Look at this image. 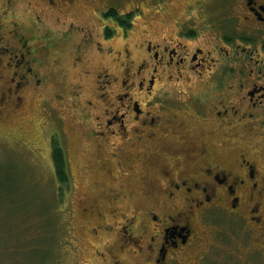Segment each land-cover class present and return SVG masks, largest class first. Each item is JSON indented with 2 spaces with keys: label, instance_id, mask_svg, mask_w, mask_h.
I'll list each match as a JSON object with an SVG mask.
<instances>
[{
  "label": "flooded vegetation",
  "instance_id": "obj_1",
  "mask_svg": "<svg viewBox=\"0 0 264 264\" xmlns=\"http://www.w3.org/2000/svg\"><path fill=\"white\" fill-rule=\"evenodd\" d=\"M19 1L0 8V119L36 100L39 130L49 118L66 138L71 123L105 180H138L134 209L110 184L105 203L79 201L80 223L106 249L98 259L264 264V0H192L169 19L156 0L160 17L132 43L120 25L132 12L103 14L109 24L95 15L93 35L70 16L96 0H43L26 24L12 17ZM67 45L76 81L49 92V57ZM66 166L69 183L68 152Z\"/></svg>",
  "mask_w": 264,
  "mask_h": 264
},
{
  "label": "rangeland",
  "instance_id": "obj_2",
  "mask_svg": "<svg viewBox=\"0 0 264 264\" xmlns=\"http://www.w3.org/2000/svg\"><path fill=\"white\" fill-rule=\"evenodd\" d=\"M155 1L96 0L94 6L92 3L80 5L70 18L76 25L88 27L94 35L101 26L95 15H100L103 24H109L108 19L102 18L108 10H114L120 16L132 12V26L127 30L129 42L132 43L137 41L144 27L151 29V25H155L154 20L160 17L155 15L161 10ZM101 2L106 3L102 5ZM165 2L170 8L168 19L174 17L175 11L178 12L186 3H193L192 0ZM14 3L11 5L12 17L23 23L32 8L41 10L45 7L43 0ZM30 3L32 5L28 6ZM4 4L5 0H0V8ZM89 13L93 15L92 19ZM57 29L63 30L62 27ZM115 43L122 45L119 37ZM69 48H61V59L52 60V55L49 57L48 70H52L47 73L49 92L66 90L69 93L76 81ZM26 106L23 112L16 115L7 113L0 119V264H103L106 259L103 262L98 259L94 249L105 253V246L90 237L80 223L79 201L85 199L96 205L105 203V193L110 184V189L120 187L124 191V204L134 209L139 197L138 180H105L103 172L95 164V147L86 137L68 122L66 140L52 129L49 118L41 126L43 129L39 130L37 124L42 118V111L38 103L32 100ZM54 143L60 145L63 153L65 151L64 157L67 158L68 152L71 162L69 174H72V178L63 189L55 178L51 161L50 149ZM100 212L106 214L104 208ZM121 216L116 217L115 221L120 220ZM102 237L104 242L106 236ZM97 242L99 245L96 246ZM122 260L124 264H136L130 258Z\"/></svg>",
  "mask_w": 264,
  "mask_h": 264
},
{
  "label": "trees",
  "instance_id": "obj_3",
  "mask_svg": "<svg viewBox=\"0 0 264 264\" xmlns=\"http://www.w3.org/2000/svg\"><path fill=\"white\" fill-rule=\"evenodd\" d=\"M105 18H115L118 19V14L114 10H108L104 14ZM127 19L125 22L121 23V27L124 28L125 30H129L131 27V18L132 15H127ZM52 152H51V159L53 162V169H54V175L55 178L61 187V189L66 188L68 185V173H67V166H66V160L64 157L63 150L58 147L56 143L52 145Z\"/></svg>",
  "mask_w": 264,
  "mask_h": 264
}]
</instances>
